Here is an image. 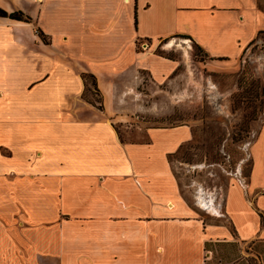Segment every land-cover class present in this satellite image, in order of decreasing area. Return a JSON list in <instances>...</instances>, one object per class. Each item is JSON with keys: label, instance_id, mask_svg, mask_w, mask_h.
I'll use <instances>...</instances> for the list:
<instances>
[{"label": "crops", "instance_id": "1", "mask_svg": "<svg viewBox=\"0 0 264 264\" xmlns=\"http://www.w3.org/2000/svg\"><path fill=\"white\" fill-rule=\"evenodd\" d=\"M0 9L30 18L0 17V264H207L211 244L264 243V124L248 177L227 188V221L210 223L181 195L169 160L190 132L151 129L149 142L127 143L111 121L135 68L155 78L175 69L154 46L184 38L236 59L264 32V0ZM85 73L103 109L85 100Z\"/></svg>", "mask_w": 264, "mask_h": 264}, {"label": "rangeland", "instance_id": "2", "mask_svg": "<svg viewBox=\"0 0 264 264\" xmlns=\"http://www.w3.org/2000/svg\"><path fill=\"white\" fill-rule=\"evenodd\" d=\"M154 47L175 69L155 78L142 65L135 68L111 121L127 143L149 142L151 129L185 127L189 141L169 157L181 195L206 221L226 222L227 188L248 177L250 148L264 124V32L236 59L213 58L184 38ZM84 98L103 109L101 93L86 91ZM201 194L214 199L221 216L199 206ZM206 260L264 264V243L211 244Z\"/></svg>", "mask_w": 264, "mask_h": 264}, {"label": "trees", "instance_id": "3", "mask_svg": "<svg viewBox=\"0 0 264 264\" xmlns=\"http://www.w3.org/2000/svg\"><path fill=\"white\" fill-rule=\"evenodd\" d=\"M0 17H4V18L9 17V18L15 19V20H25V21L30 20V18L25 16V14H23L22 12H16L13 14H8L7 12H5L2 9H0ZM83 79L85 81L87 92L92 90L95 93H100V91L98 89V85H97V80H96V77L94 75L85 73V74H83ZM87 79L92 80V83L90 85L87 83Z\"/></svg>", "mask_w": 264, "mask_h": 264}, {"label": "bare ground", "instance_id": "4", "mask_svg": "<svg viewBox=\"0 0 264 264\" xmlns=\"http://www.w3.org/2000/svg\"><path fill=\"white\" fill-rule=\"evenodd\" d=\"M198 203L202 209L221 216L219 209H218V207H216V205L214 203V199L212 197L207 198V197H204L203 194H201L200 197H198Z\"/></svg>", "mask_w": 264, "mask_h": 264}]
</instances>
